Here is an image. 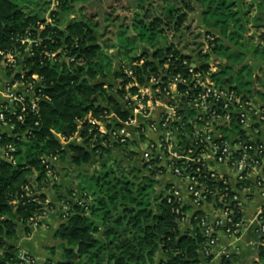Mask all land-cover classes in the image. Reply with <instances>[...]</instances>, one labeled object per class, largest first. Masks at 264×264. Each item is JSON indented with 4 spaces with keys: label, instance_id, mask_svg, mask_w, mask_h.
Instances as JSON below:
<instances>
[{
    "label": "trees",
    "instance_id": "16d2710c",
    "mask_svg": "<svg viewBox=\"0 0 264 264\" xmlns=\"http://www.w3.org/2000/svg\"><path fill=\"white\" fill-rule=\"evenodd\" d=\"M127 1L129 10L135 13L132 41L141 45L137 56L125 50L131 42L122 38L126 28L116 27L114 41L104 40L106 33L92 24L85 8L75 9L90 0H0V49L19 48L17 40L27 37L44 40L31 58L24 59L20 69L28 77L42 78L40 91L49 98V102L39 103V116L27 113L23 122L14 124L12 134L17 139L1 134V144L16 148V164L0 161V216L4 217L0 221V264L16 263L20 235L31 234L30 219L43 211L46 196L59 194L58 183L52 184L46 177L45 160L53 158L61 165L56 169L59 180L72 168L76 185L65 197H57L58 206L53 202L46 206L53 213L66 205L69 218L55 233L64 243L62 248L59 252L50 249V258L44 264H156L159 252V264H202L200 258L209 264L213 259L202 254L206 238L198 225L204 213L194 211L190 215L192 207L169 194L171 187L161 180L157 162L143 161L133 147L116 143L110 134L90 132L87 124L78 129V125L88 115L95 119L103 114L125 118L122 87L130 80L117 71L120 60L129 67L135 64L132 70L139 86L160 74L169 56L173 58V74L184 77L188 74L181 65L183 61L206 71L211 60L217 67L212 80L218 86L257 105L243 88L251 83L256 99L260 94L253 84L251 67L255 66L249 61L260 54V48L250 44L248 29L264 28V0H251L253 15L246 8L248 0ZM190 13H195L202 37L191 52L183 54L167 40L165 31L179 32ZM60 14L74 15L63 29ZM47 17L51 24H46ZM43 24L45 29L41 31L39 26ZM204 40H208L206 54ZM115 48L113 54L105 52ZM60 50L75 63L66 65L59 54L56 60L44 57L45 52ZM20 69H7V78L18 79ZM246 71L252 81L239 83ZM233 79L238 85L232 87ZM258 106L264 109L263 103ZM118 127L115 121L106 124L109 131ZM186 131L192 132L193 126L188 125ZM76 133L80 143L63 145L57 137L69 138ZM244 134L236 120L223 130V135H238L242 140L247 139ZM181 146L188 148L190 143L184 138ZM199 182L211 189L225 188L221 181L204 173L199 175ZM24 185H29L38 202L31 203L23 196ZM72 195L76 202L70 200ZM228 196H232L231 189ZM14 199L20 201L17 209L11 206ZM221 264L231 263L223 258Z\"/></svg>",
    "mask_w": 264,
    "mask_h": 264
},
{
    "label": "built area",
    "instance_id": "2783aa9c",
    "mask_svg": "<svg viewBox=\"0 0 264 264\" xmlns=\"http://www.w3.org/2000/svg\"><path fill=\"white\" fill-rule=\"evenodd\" d=\"M46 24H51L47 17ZM45 29V24L40 25ZM19 48L0 49V64L5 70L20 69L26 58H31L34 50L44 42L42 39H21ZM208 40H204L203 53H208ZM23 48V54L20 52ZM61 59L70 66L75 60L63 50L57 53H44L48 59ZM172 56L163 63L160 74L151 76L145 85L139 86L134 77L131 64L118 62L117 71L130 80L124 85L122 113L124 119L114 114H103L99 119L88 115L79 122L90 126V132L102 135L110 134L116 143L133 147L145 162H157L161 168V180L170 185L169 194L179 203L192 207L190 213L202 211L199 228L206 243L202 254L216 255L215 248L222 234L230 240L235 239L242 230L246 207L253 194L264 199V109L252 101L244 100L234 91L218 86L212 76L217 67L210 60L208 70H197L195 65L183 61L187 76L171 71ZM26 71H18L19 78H7L0 82V161L15 165L16 148L12 144H1V134L17 139L12 134L15 123L24 121L27 113L39 116V103L49 102L41 93L42 78L28 77ZM135 89L134 93L130 90ZM232 120H236L247 139L238 135H223L229 129ZM115 121L119 125L111 131L106 124ZM193 126L187 132L188 125ZM63 145L80 143L79 134L69 138L57 135ZM189 141L188 148L182 147V139ZM46 177L52 184L59 182L56 169L61 165L55 158L45 160ZM204 173L210 179L219 180L225 186L223 190L211 189L199 182V175ZM31 184V183H30ZM230 187V188H229ZM232 196L228 198V190ZM23 196L31 203L38 202L30 191L29 185L22 187ZM44 201L43 211L30 219L31 234L38 231L52 210L46 207L51 203L48 196ZM70 200L77 201L72 195ZM20 205L18 199L11 201L13 209ZM81 205V203H79ZM212 206L210 214L207 207ZM61 221L69 218L68 207L61 206ZM4 220L0 216V221ZM188 218L186 219V221ZM255 222L260 245L264 247V207L258 211ZM223 256L228 257L226 254ZM15 264H36V259L25 250L15 251Z\"/></svg>",
    "mask_w": 264,
    "mask_h": 264
},
{
    "label": "crops",
    "instance_id": "0c3cea01",
    "mask_svg": "<svg viewBox=\"0 0 264 264\" xmlns=\"http://www.w3.org/2000/svg\"><path fill=\"white\" fill-rule=\"evenodd\" d=\"M87 5L88 4H83V6L78 5L75 9L78 10L79 8L84 7L85 11H87ZM68 18L72 20L74 15L70 14L65 16L60 14V19L62 20L60 29L65 28V25L70 20H64H68ZM260 31L262 33L260 38L252 37L251 34H249L252 37V45L260 48V54L255 55V57L251 58L249 61L256 69V73L252 74L253 84L254 81L257 82V86L254 85V87L264 95V28ZM253 39L255 40L254 42ZM6 79L5 67L0 64V82H4ZM2 102L3 97L0 94V104ZM74 177L75 174H73L72 168L63 173L57 184L59 186V194L50 193L48 195L50 201L56 206H58L57 197H65L66 192L76 185ZM263 207L264 199L257 194H253L246 207L240 234L232 240L220 234L218 244L215 248L216 255L209 264H221L222 259H226V256H223V254L228 256L227 258H229L231 264H264V247L260 245V237L258 236L257 225L255 222V217L258 211ZM212 209V206H208L207 212L211 214L213 212ZM42 223L43 226L38 231L27 236L21 234L17 242L19 248L25 250L29 255L36 259V264H44L45 260L50 258L49 250L54 249L56 252H59L64 244L55 237L56 231L64 223L61 221L59 210L50 214L42 221ZM184 227H188V224L185 223ZM262 248L263 250H261ZM53 259L58 260L57 257H53ZM161 259L162 254L159 252L157 254L156 264H159ZM200 262H202V264H207L204 263L203 258H200Z\"/></svg>",
    "mask_w": 264,
    "mask_h": 264
},
{
    "label": "rangeland",
    "instance_id": "374dc122",
    "mask_svg": "<svg viewBox=\"0 0 264 264\" xmlns=\"http://www.w3.org/2000/svg\"><path fill=\"white\" fill-rule=\"evenodd\" d=\"M247 6L248 7L246 8L250 10L251 15H253L255 10L253 7H250L252 6L251 0L247 1ZM129 9L130 7L128 5L127 0H90L89 4L87 5V11L85 15L89 18L92 24H95L97 27L102 28L101 30L102 33H106L104 40L108 39L114 41L115 38L114 34L117 31L116 27L122 26L123 28H126L125 33L122 34V38L125 41L128 39L131 42L129 43L128 46H126L127 48L125 50H127L132 56H137L139 54V49L141 48V45L137 40L132 41L134 39V32L131 26H132L133 18L135 17V13L133 9L132 10ZM157 17L158 16H156V18ZM107 19L109 20L110 23L105 21ZM69 20L71 19L68 18V20L65 19L64 21H69ZM112 22H114V24L116 23V26L110 25ZM106 26H108L107 30H105ZM96 30L98 32L100 31L97 28ZM101 32L97 34L99 35L101 34ZM165 34L167 40L171 44H175V46L178 47V50L181 51L183 54H188L189 52H191L194 44L195 45L198 44L202 37L201 30L198 29L197 27V20L195 17V13H190L187 16V20L185 21L179 32H175L173 29L166 28ZM248 34H251L252 37L260 38L261 31H256L253 30L252 28H249ZM248 34L246 37L247 39H248ZM254 41L255 40L253 39V42ZM250 44H252V42ZM105 52L107 54H113L114 52H116V48L108 49V51L105 50ZM249 67H251V65ZM251 70H252V74L256 73L255 68L251 67ZM242 76L243 79L242 78L238 79L239 83L243 84V81L244 82L252 81L251 79H249L250 77L248 76L247 71L244 72ZM236 85H238V83L235 82V80L233 79L231 82V86L233 87ZM254 85L257 86V82L254 81ZM243 90L248 92L249 98L253 100L257 105L259 103L264 104V95L260 93L257 95V99H256L252 93L253 85L251 83L250 85L245 86Z\"/></svg>",
    "mask_w": 264,
    "mask_h": 264
},
{
    "label": "water",
    "instance_id": "95a60500",
    "mask_svg": "<svg viewBox=\"0 0 264 264\" xmlns=\"http://www.w3.org/2000/svg\"><path fill=\"white\" fill-rule=\"evenodd\" d=\"M148 52V51H147ZM78 248H76L75 252H77Z\"/></svg>",
    "mask_w": 264,
    "mask_h": 264
}]
</instances>
